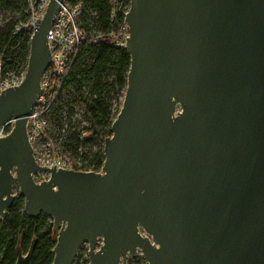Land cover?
Returning <instances> with one entry per match:
<instances>
[{"label": "water", "instance_id": "obj_1", "mask_svg": "<svg viewBox=\"0 0 264 264\" xmlns=\"http://www.w3.org/2000/svg\"><path fill=\"white\" fill-rule=\"evenodd\" d=\"M59 1L34 20L23 80L0 93V129L14 118L0 135V218L18 184L28 215L52 217L50 264H71L84 241L90 264L138 250L148 264H264V0H130L100 170L41 166L28 140ZM35 239L15 264H31Z\"/></svg>", "mask_w": 264, "mask_h": 264}, {"label": "trees", "instance_id": "obj_2", "mask_svg": "<svg viewBox=\"0 0 264 264\" xmlns=\"http://www.w3.org/2000/svg\"><path fill=\"white\" fill-rule=\"evenodd\" d=\"M88 7L96 12L95 22L102 30L101 35L94 42L85 37L78 48L77 61L73 67L71 78L75 81L76 68L85 52L91 56V62L87 69L92 77L91 90L95 96L91 99L81 97L78 102L90 123L89 133L85 143L97 137L104 138L111 134L110 109L107 95L115 86L125 89L126 76L130 66V54L125 47L112 45L111 37L106 31L113 27L109 14L111 9L116 8L117 0H85ZM0 5L10 8L8 17L0 21V59L6 67L26 65L29 52V34L24 31L13 32V24L24 17L25 0L20 5L15 0H0ZM120 16V14H119ZM113 74L112 79L106 78V71ZM59 79L53 75L51 88L54 90ZM59 98L56 97L54 114L59 110ZM79 133L72 130L65 142V146L76 152L79 143ZM100 145L93 151L91 162L94 169L98 170L103 162L104 154ZM35 239V246L31 255V264H50L53 259V246L56 242V231L53 229L52 217L39 212L36 215H28L24 210L22 200H13L5 216L0 218V264H15L19 247L24 252ZM79 264H90L89 259Z\"/></svg>", "mask_w": 264, "mask_h": 264}, {"label": "built area", "instance_id": "obj_3", "mask_svg": "<svg viewBox=\"0 0 264 264\" xmlns=\"http://www.w3.org/2000/svg\"><path fill=\"white\" fill-rule=\"evenodd\" d=\"M48 1L25 0V15L14 22L13 32L24 30L30 38L34 30V20L42 18ZM129 6L130 0H117L116 8L110 10L109 19L114 26L109 28L106 34L111 37L112 45L121 47L126 45L129 33L125 14ZM95 17L96 12L87 6L85 0H61L58 3L55 19L49 27L47 41L50 61L41 73L40 90L34 104L30 107L26 121L28 140L34 159L41 166L52 167L55 164L56 169L59 167L95 170L91 162L93 151L96 150L94 149L95 144L92 141L85 143L84 140L89 133L90 123L82 125L77 130L80 141L76 146L75 154L55 140L48 125L55 99L58 98V91L68 82L77 61V51L81 41L88 37L89 41L94 42L102 33L101 28L95 31L92 25ZM25 72L26 65L6 67L0 59V93L7 86L19 84ZM53 75L59 79L54 90L51 88ZM9 122L11 125L7 126ZM13 123V117L7 119L0 129V135L9 132ZM49 175L48 171H37L33 174V178L35 181H42L48 179Z\"/></svg>", "mask_w": 264, "mask_h": 264}, {"label": "rangeland", "instance_id": "obj_4", "mask_svg": "<svg viewBox=\"0 0 264 264\" xmlns=\"http://www.w3.org/2000/svg\"><path fill=\"white\" fill-rule=\"evenodd\" d=\"M21 0H15V4L20 5ZM10 14V8L4 5H0V21L8 17ZM95 31L100 29L99 25L94 21ZM92 32H94L92 30ZM91 62V56L88 52H85L81 58L79 65L76 68V78L77 81L71 78V75L68 78V82L60 88L58 91L59 98V110L57 113L54 112L51 114L49 121V131L55 140L60 144L65 146V142L68 140V136L72 130H78L82 125L89 123L88 118L86 117L84 110L80 106L78 99L81 97H86L91 99L95 96V93L91 90L92 75L87 72L89 64ZM106 78L112 79L113 74L107 70ZM124 89L115 86L114 89H111L107 95L109 109H110V118H114L119 111L123 99ZM11 122L7 124L10 126ZM6 129V128H5ZM95 146L94 149H97L100 145L103 146L104 141L100 138H93L91 140ZM41 176V175H40ZM13 200H22L24 203V196L21 193L18 184H15L13 187ZM144 233L143 230H141ZM98 246V245H97ZM88 242L84 241L81 243L79 249L77 250L71 264H79L84 262L85 259H88ZM24 253V250H22ZM126 264H148V261L145 259L140 250L137 251L135 255H128L126 258Z\"/></svg>", "mask_w": 264, "mask_h": 264}]
</instances>
